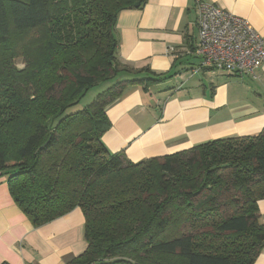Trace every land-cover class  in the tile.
<instances>
[{
	"label": "trees",
	"instance_id": "1",
	"mask_svg": "<svg viewBox=\"0 0 264 264\" xmlns=\"http://www.w3.org/2000/svg\"><path fill=\"white\" fill-rule=\"evenodd\" d=\"M146 1L0 0V178L35 227L81 211L65 264H254L264 128L139 162L102 142L106 107L159 81L115 56L118 14Z\"/></svg>",
	"mask_w": 264,
	"mask_h": 264
},
{
	"label": "crops",
	"instance_id": "2",
	"mask_svg": "<svg viewBox=\"0 0 264 264\" xmlns=\"http://www.w3.org/2000/svg\"><path fill=\"white\" fill-rule=\"evenodd\" d=\"M197 2L246 20L264 37V0H147L119 13L117 61L147 68L159 81L146 91L130 86L106 107L111 127L102 142L111 153L125 150L129 161L139 162L264 128V64L255 77L198 70ZM258 211L264 224V199ZM85 248L79 209L35 227L0 178V264H65ZM254 264H264V249Z\"/></svg>",
	"mask_w": 264,
	"mask_h": 264
},
{
	"label": "built area",
	"instance_id": "3",
	"mask_svg": "<svg viewBox=\"0 0 264 264\" xmlns=\"http://www.w3.org/2000/svg\"><path fill=\"white\" fill-rule=\"evenodd\" d=\"M195 10L199 69L255 77L264 64V37L246 20L212 4L197 2Z\"/></svg>",
	"mask_w": 264,
	"mask_h": 264
},
{
	"label": "rangeland",
	"instance_id": "4",
	"mask_svg": "<svg viewBox=\"0 0 264 264\" xmlns=\"http://www.w3.org/2000/svg\"><path fill=\"white\" fill-rule=\"evenodd\" d=\"M15 64H16L17 69H19V70L24 69V64L25 63L23 64V61H22V58L21 57H18V58L15 59ZM101 86H102L101 84H98L97 86H95L92 89H90L84 95V97L82 98V101L80 102V105H84V104H87V103L91 102L94 99L95 95L98 92H101L102 91ZM162 87H163V85H161V88ZM250 96H252V95H250ZM263 103H264V100H263ZM121 153H122V156H124L125 159L129 160L128 156L125 153V150L124 151H121ZM2 178H5V175Z\"/></svg>",
	"mask_w": 264,
	"mask_h": 264
}]
</instances>
